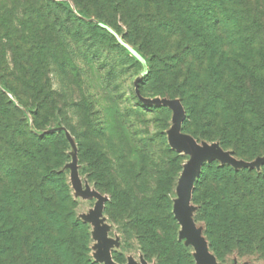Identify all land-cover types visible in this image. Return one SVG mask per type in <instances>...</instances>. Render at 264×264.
<instances>
[{
	"label": "trees",
	"instance_id": "trees-1",
	"mask_svg": "<svg viewBox=\"0 0 264 264\" xmlns=\"http://www.w3.org/2000/svg\"><path fill=\"white\" fill-rule=\"evenodd\" d=\"M73 1L105 22L111 9L129 16V37L150 66L146 81L157 80L183 98L184 133L219 140L236 159L264 156V75L251 65L254 47L264 41L261 23L245 11L243 0ZM59 10L76 17L66 1L55 0H42L38 11L27 12L28 28L9 25L0 15L1 45L11 55L8 62L0 48V264H98L88 256L89 227L75 214L62 170L67 139L63 131H44L59 112L47 62L66 44L69 26ZM40 18L50 23L42 26ZM47 29L56 31L48 43L40 35ZM132 198L123 190L113 194L130 211L145 251L161 263L186 264L176 240L155 227L165 229L156 217L163 202L150 211ZM158 199L169 208L164 220L175 224L167 195ZM192 200L218 256L233 247L264 253V163L259 168L218 159L204 163Z\"/></svg>",
	"mask_w": 264,
	"mask_h": 264
},
{
	"label": "rangeland",
	"instance_id": "rangeland-1",
	"mask_svg": "<svg viewBox=\"0 0 264 264\" xmlns=\"http://www.w3.org/2000/svg\"><path fill=\"white\" fill-rule=\"evenodd\" d=\"M55 1H66L82 21L76 17L69 19L59 10L62 21L69 26L66 44L62 45L57 32L61 47L57 46L53 57L47 59L50 86L59 112L44 131H63L67 139L68 160L62 170L75 201V214L89 227V258L98 264H168L145 251L130 211L115 203L114 192L123 190L150 211L154 203L163 202L156 217L165 229L155 227L161 235L167 234L176 240L183 249L186 264H203V252L208 253L213 264H264L261 251L233 247L222 256L215 253L206 233V223L192 200V191L186 213L191 227L184 228L178 208L192 155L176 147L171 134L179 115L176 104L185 111L180 124V132L184 133L186 108L183 98L174 90H167L157 80L146 81L150 66L145 54L129 37V16L111 9L109 23L85 13L83 6L73 0ZM243 1L245 11L261 23L259 37L264 41V0ZM39 7L42 0H0V15L9 25L24 23L23 27L28 28L31 23L27 12L38 11ZM40 19H43L42 26L50 23ZM86 21L99 27L94 29ZM3 35L0 30V36ZM40 35L48 43L54 41L56 31L47 29ZM2 43L1 39L0 48L10 62V52ZM252 53V67L264 75V45L256 44ZM255 79H249L250 85ZM25 116L32 124V114L26 111ZM197 141L226 150L219 140ZM180 143L193 145L192 140L184 137ZM257 159L242 160L255 162ZM89 191L105 198L98 214L100 199L89 196ZM184 193L187 198L188 184ZM161 194L167 195L171 202L175 224L164 220L169 208L165 199L156 200Z\"/></svg>",
	"mask_w": 264,
	"mask_h": 264
},
{
	"label": "water",
	"instance_id": "water-1",
	"mask_svg": "<svg viewBox=\"0 0 264 264\" xmlns=\"http://www.w3.org/2000/svg\"><path fill=\"white\" fill-rule=\"evenodd\" d=\"M176 109L179 111V115H177L174 129L171 134L172 143L181 150L191 153L192 159L191 164L188 167V171L185 175V181L183 186V191L181 194V201L178 210L179 217L183 223L184 228H190V222L186 218V213L189 210V201L191 197V191L193 187V181L198 176L200 172L201 165L205 160L218 159L224 163H229L235 167H259L264 163V157L258 158L255 162H247L242 159H236L230 155L228 151L221 150L215 146H211L208 144H200L197 140H194L192 137H188L180 132V124L185 116V111L183 107L179 104H176ZM184 137L193 141V145L182 144L180 143V139ZM76 179V176H75ZM188 184V193L187 198L185 196V187ZM89 196H97L100 200V204L98 205L97 214L101 211L103 204L105 202V198L96 193V192H88ZM201 259H203V264H213L211 257L208 253H202Z\"/></svg>",
	"mask_w": 264,
	"mask_h": 264
},
{
	"label": "crops",
	"instance_id": "crops-1",
	"mask_svg": "<svg viewBox=\"0 0 264 264\" xmlns=\"http://www.w3.org/2000/svg\"><path fill=\"white\" fill-rule=\"evenodd\" d=\"M182 134H184V135H186V136H188V137H192L191 135H189V134H186V133H182ZM193 138V137H192ZM194 139V138H193ZM195 140V139H194Z\"/></svg>",
	"mask_w": 264,
	"mask_h": 264
},
{
	"label": "bare ground",
	"instance_id": "bare-ground-1",
	"mask_svg": "<svg viewBox=\"0 0 264 264\" xmlns=\"http://www.w3.org/2000/svg\"><path fill=\"white\" fill-rule=\"evenodd\" d=\"M79 187V186H78Z\"/></svg>",
	"mask_w": 264,
	"mask_h": 264
}]
</instances>
